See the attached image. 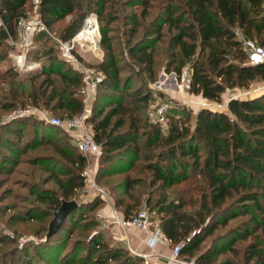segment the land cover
Listing matches in <instances>:
<instances>
[{
  "label": "trees",
  "instance_id": "trees-1",
  "mask_svg": "<svg viewBox=\"0 0 264 264\" xmlns=\"http://www.w3.org/2000/svg\"><path fill=\"white\" fill-rule=\"evenodd\" d=\"M114 3L111 9L110 0H38L36 5L0 0V59L10 47L7 37L15 34L17 18L34 7L63 39L80 28L88 10L95 11L103 54L95 61L81 56L103 74L87 117L101 145L95 181L108 186L125 217L145 201L167 239L182 242L179 255L194 264H264V90L229 96L225 109L171 107L166 131L144 111L151 93L146 81L155 80L161 68L179 76L187 65L186 91L210 101L221 102L226 89L264 80V61L249 63L237 34L264 46V0ZM136 5L139 11L122 13L125 61L111 22L118 7ZM50 38L44 31L33 34L32 45L39 43L29 60L39 65L28 74L27 90L19 87L11 65L0 70V83L7 84L0 86V112L26 103L60 116L81 111L80 73ZM85 164L86 155L58 125L32 115L0 123V206L12 208L11 223L45 224L44 235L29 248L21 253L13 252L14 245L0 249V258L10 255L12 264H74L77 258L84 264H149L126 245L106 239L95 213L103 205L99 196L76 198L85 184ZM70 199L77 205L46 236L53 212ZM81 228L91 230L73 237ZM238 241H244L241 250L234 245ZM226 251L240 255L241 263L228 256L217 260Z\"/></svg>",
  "mask_w": 264,
  "mask_h": 264
},
{
  "label": "built area",
  "instance_id": "built-area-1",
  "mask_svg": "<svg viewBox=\"0 0 264 264\" xmlns=\"http://www.w3.org/2000/svg\"><path fill=\"white\" fill-rule=\"evenodd\" d=\"M32 1L34 5L38 3V0ZM85 27H89L93 31L87 41L79 35ZM37 31L46 32L56 44L60 55L80 73V92L82 94V109L77 115L61 118L55 114L46 115L43 112H38L39 117L65 129L74 140L77 148L83 154L87 155L88 153H93L98 156L101 151V145L95 141L91 125L87 121V117L97 85L103 79V74L99 70H96L94 67L87 64L85 60L81 58L80 53V51L89 50L96 56L97 59H100L102 56V50L99 46L100 34L98 30L97 15L95 12L90 11L84 18V22L80 28L71 37L66 39L59 37L47 28L46 24L40 18L36 7H34L33 11L29 14L20 15L16 20L15 34H9L7 37L8 43L11 47H15L16 49V51H8L7 54L14 60L17 67L28 68L36 64L27 63L26 55L32 45L33 34ZM240 43L246 54V60L249 63L264 61V46L262 44H259L246 36L240 37ZM175 82L178 87L182 89L186 88L189 82V72L187 70H182L179 75V79H175ZM259 89L264 90V85L255 90ZM251 92L252 91L248 90L244 91V93L249 94H251ZM230 96H237V94ZM210 102V100L204 98L200 102V105L211 107ZM152 106L153 120L159 125L162 131H166L168 127L167 111L171 107L170 102L165 97L158 95L154 99ZM35 110L36 107H19L15 116L27 115V113L34 112ZM82 175L87 187L103 192V189L97 185L94 174L89 167H84ZM116 222L121 227L127 228L131 226L142 230L148 235V238L154 242L168 240L159 225L151 222L148 209L145 204L139 207L132 215L128 217L122 216L118 218ZM181 245L182 242L173 243L168 258L174 262L194 264L193 258L186 260H182L180 258L179 252ZM130 250L136 255L146 257L144 253H139L131 248Z\"/></svg>",
  "mask_w": 264,
  "mask_h": 264
},
{
  "label": "rangeland",
  "instance_id": "rangeland-1",
  "mask_svg": "<svg viewBox=\"0 0 264 264\" xmlns=\"http://www.w3.org/2000/svg\"><path fill=\"white\" fill-rule=\"evenodd\" d=\"M119 1H121V0H119ZM115 5H117V3H114V6H113V0H110V5L107 6V8L113 9V8L116 7ZM122 6L123 5H121V7ZM124 7H126V6H124ZM132 9H137L139 11L140 6L136 5L133 8L126 7V8H124V10H122L121 8L118 7L117 10H116L117 14L115 15L114 21L111 22V29H113V34L112 35L114 37H116V39L119 40V43H118L119 50L118 51L121 53V57L123 56V59L125 61H129V58L127 56V52H126V47L124 45V41L121 40L123 38L122 30L126 28V26H125L126 25L125 24L126 17H123L122 13H126L128 11H131ZM151 9H152V11H154L155 7H152ZM88 11L90 12V11H93V10H88ZM93 12H95V11H93ZM83 22H84V19L82 21V24H83ZM51 32H53V31H51ZM237 34H238L239 37H243V35L240 32H237ZM50 39L48 40V43H51ZM99 39H100V37H99ZM38 43L39 42L35 41V43H33L32 47H30L29 50L27 51V55H26V59L27 60H26V62L27 63H36L33 66H31V67L20 68V67H17L15 65L14 60L7 54L8 51H10V50L11 51H16L15 47H11L10 44H9V46H10L9 49H7V52L5 54V57L0 59V70L2 71V70L8 68L11 65V71H16L17 72V78L20 79L19 80V87L24 88L25 90H27L28 87H29V75H28L29 72H31L32 69H36V67H38V65H39V62H37L35 60H32V61L29 60V57H31V55H32L33 49L37 47ZM100 49H101V47H100ZM80 53H81V56L83 57V59H85L86 61L98 60L96 58V56L89 50L80 51ZM102 54H103V51H102ZM182 70H187L188 71L189 70L188 66L185 65L182 68ZM169 73H171V75H169ZM175 79H179V76L176 75L175 72H173V71L166 72V71H164L161 68L158 71L155 80L146 81V84H145L146 91H148V92L150 91L151 93H150V99L148 100V104H147V106H146L144 111H145L147 117L150 119V121H154L153 120L154 119L153 118V114H152V111H153V106L152 105H153L154 99L158 95L165 97L170 102L171 107H174L176 105H180V106L183 105V106L188 107V108H190V109H192L194 111V110H196V108H195V107H197L196 105H198V104L200 105V103H195V101L197 100V97H199V95L195 94L196 96L194 97V95H192L193 93H189L188 91H186V88L182 89V88L178 87L177 83L175 82ZM4 80H6L8 82L9 78L6 77ZM38 80H39V78H38ZM164 80H166V81L164 82ZM263 85H264V80H262V79H258L257 80L256 79V80L252 81L249 84L248 87H244V88L236 87L234 89H226L222 93V97H221V100H220L221 102H219V101H211L210 102V106H211V108H215V109H225L226 108L225 101L227 100V98L230 95L237 94V96H251L249 93H244V91L248 90V91L254 92L253 90L258 89V88H260ZM0 86L1 87H6L7 84L3 81V84L0 83ZM165 86L168 89L172 88L173 93L175 92L174 93L175 97L170 96L171 95L170 93H172V92H170V93L169 92L168 93L164 92V90H165L164 87ZM166 91H168V90H166ZM24 106L25 107H27V106L28 107H36V110L34 112L27 113V115H32V116L39 117L38 112H43L46 115L55 114V115H57V116H59L61 118L67 117V116H60L59 113H57L55 111H49V110L40 108L39 106L30 105V104L26 103V104H23V105H20V106L16 105V107L8 108L5 111H1L0 112V123L1 124L2 123H6L8 120L12 119V117L15 116V113H16L17 109L19 107H24ZM90 111H91V108L88 110L89 114H90ZM77 114L78 113H76L74 115H71V116H75ZM63 130L72 139L70 134L65 129H63ZM57 134L58 133H56L55 135H57ZM86 164H87V162H86ZM97 185L101 189H103V192L102 191L100 192V191L95 190V189H91V188L85 186V184H84L83 187L80 189L79 193H77L76 198H79V199H82V200H90L94 196H99L100 199L103 202L105 200L110 201V199H112V201L114 203V198L111 195V192H109L108 186L103 184V183H99V182H97ZM16 189H17V187H16ZM143 204H145L146 207L148 208V205L146 204L145 201H141V203L138 205L137 208L141 207ZM6 208H7V206H0V239H4L3 242L0 241V247H1L0 249H8L10 246L14 245L15 247L13 246L14 247L13 248V252L17 251V253H21V251H23L24 248H26V247L29 248L30 244L33 241L37 240V238L39 236L44 235L43 228L45 227L44 226L45 224L42 223L40 228H36V227H34V226H36L35 224H32L31 226H29V225L26 226L25 224H21L19 222H15L14 220L11 223L10 218H7V215H8V213L10 211H12V208H10V207H9V209H6ZM4 209L7 210L5 214L3 213ZM97 210H96L95 213H96V217L99 219V224H100L101 227L105 228L106 231H107L106 239L110 243H113V242L116 243V244L120 243L119 241H115L113 239V223L116 222V220L119 217L118 216H114V215L109 216V217L100 216L99 214H97ZM152 215L149 214V218ZM151 220H152V223H155V220H153V218ZM33 230H41V232L35 234L33 232ZM90 230H91L90 228H86V229H82L81 228L79 231L75 232L73 237H79V236H83V235L87 236L88 231H90ZM205 243L206 242L201 244V247H203L205 245ZM243 244H244V241H238L234 245H236V247H238V249L241 250V248L243 247ZM127 248L131 252L130 248L129 247H127ZM29 251H30V249H29ZM9 256H5L7 258H0V261L4 262V263H7V264H12L10 259H9ZM226 256L233 258L235 263H236V261H239V263H241V261H242L241 258H240V255L232 256V253H230L228 251L222 253L217 258V260H220V259H222V258H224ZM141 257H143V259L145 261V257L144 256H141ZM16 258L19 260L18 256H16ZM111 262H112V260L108 261L107 264H109ZM74 264H84V261H82L81 258L80 259L77 258V260H76V262Z\"/></svg>",
  "mask_w": 264,
  "mask_h": 264
},
{
  "label": "crops",
  "instance_id": "crops-1",
  "mask_svg": "<svg viewBox=\"0 0 264 264\" xmlns=\"http://www.w3.org/2000/svg\"><path fill=\"white\" fill-rule=\"evenodd\" d=\"M68 16L69 15H67V18ZM169 75H171V73H169ZM165 81L166 80H164V82ZM164 88H165L164 92L166 93L172 92L170 93L171 94L170 96L175 97L174 95L175 92L173 93L172 88L168 89L166 88V86ZM261 90L262 89L255 90L254 92H251L250 95L256 94L257 92H260ZM192 95H194V97L196 96L195 94H192ZM203 99L204 97L199 95L195 103H200ZM198 105H196L197 106L195 107L196 109L200 106ZM86 162L87 164L85 165V167L87 166L91 169V171L94 174V178H95L98 156L93 153H88L86 155ZM97 214H99L100 216H106V217L114 215L120 218L123 216V213L118 208H116L112 199H110V201L105 200L103 202V205L97 210ZM113 239L115 241H119L120 243L126 245L127 247L133 249L134 251H137L139 253H144L146 256L145 260L149 264H186L183 262H174L168 258L170 250H171V246H172V243L169 240L162 241V242H156V241L154 242L148 238V235L145 232H143L142 230L136 227L130 226V227L125 228V227H121L117 222H114L113 223ZM180 258L182 260L189 259L186 255H180Z\"/></svg>",
  "mask_w": 264,
  "mask_h": 264
},
{
  "label": "water",
  "instance_id": "water-1",
  "mask_svg": "<svg viewBox=\"0 0 264 264\" xmlns=\"http://www.w3.org/2000/svg\"><path fill=\"white\" fill-rule=\"evenodd\" d=\"M233 97V96H232ZM77 201L75 199L62 200L59 207L53 212L52 218L48 222L46 236L55 233L63 224L67 214L75 208Z\"/></svg>",
  "mask_w": 264,
  "mask_h": 264
},
{
  "label": "bare ground",
  "instance_id": "bare-ground-1",
  "mask_svg": "<svg viewBox=\"0 0 264 264\" xmlns=\"http://www.w3.org/2000/svg\"><path fill=\"white\" fill-rule=\"evenodd\" d=\"M93 33L92 29L89 27H85L82 30V33H80V37L84 38L86 41L88 40V38H90V35ZM91 40V39H90Z\"/></svg>",
  "mask_w": 264,
  "mask_h": 264
}]
</instances>
